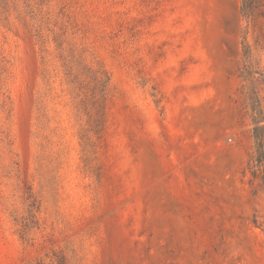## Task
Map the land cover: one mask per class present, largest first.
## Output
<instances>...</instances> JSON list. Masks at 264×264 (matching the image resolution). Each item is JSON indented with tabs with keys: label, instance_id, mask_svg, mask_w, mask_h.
<instances>
[{
	"label": "rangeland",
	"instance_id": "rangeland-1",
	"mask_svg": "<svg viewBox=\"0 0 264 264\" xmlns=\"http://www.w3.org/2000/svg\"><path fill=\"white\" fill-rule=\"evenodd\" d=\"M264 0H0V264H264Z\"/></svg>",
	"mask_w": 264,
	"mask_h": 264
},
{
	"label": "trees",
	"instance_id": "trees-1",
	"mask_svg": "<svg viewBox=\"0 0 264 264\" xmlns=\"http://www.w3.org/2000/svg\"><path fill=\"white\" fill-rule=\"evenodd\" d=\"M262 120H256L253 134L256 140V153L254 156L256 166L261 171L264 185V125H259Z\"/></svg>",
	"mask_w": 264,
	"mask_h": 264
}]
</instances>
